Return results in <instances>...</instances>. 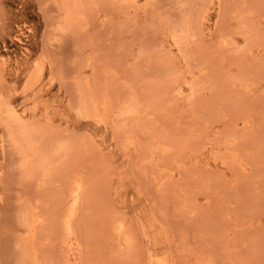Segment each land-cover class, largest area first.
<instances>
[{
  "label": "rangeland",
  "instance_id": "1",
  "mask_svg": "<svg viewBox=\"0 0 264 264\" xmlns=\"http://www.w3.org/2000/svg\"><path fill=\"white\" fill-rule=\"evenodd\" d=\"M0 264H264V0H0Z\"/></svg>",
  "mask_w": 264,
  "mask_h": 264
},
{
  "label": "bare ground",
  "instance_id": "2",
  "mask_svg": "<svg viewBox=\"0 0 264 264\" xmlns=\"http://www.w3.org/2000/svg\"><path fill=\"white\" fill-rule=\"evenodd\" d=\"M192 27V26H191ZM179 42V41H178ZM10 111H11V113H12V115L11 116H9V117H13L14 118V120H15V122L16 123H18V124H21L20 123V118H18V116H16V113L13 111V110H11L10 109ZM9 114V113H8ZM10 118V119H11ZM12 118V119H13ZM14 120H11V122L14 124ZM20 129H23L22 130V135H24L25 133H24V131H26L24 128H19V130ZM21 131V130H20ZM19 133V132H18ZM21 134V133H20ZM27 134V133H26ZM27 139V138H26ZM28 140V139H27ZM32 156V155H31ZM29 158L30 157H27V162H28V160H29ZM77 185H79V184H77ZM80 186V185H79ZM79 189H77L75 192H74V194L72 195V197H71V203H72V206H71V208H70V210H69V212H68V214H67V217H66V220H65V222H64V228H65V230L67 231V233H68V235L69 236H72V231H73V217L76 215V212H77V209H78V206H79V203H80V199H79ZM82 200V199H81ZM121 224V223H120ZM74 244V243H73Z\"/></svg>",
  "mask_w": 264,
  "mask_h": 264
}]
</instances>
